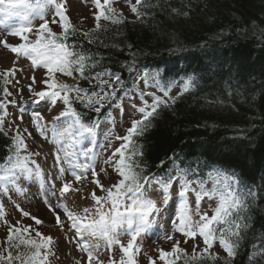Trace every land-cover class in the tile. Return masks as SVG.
Instances as JSON below:
<instances>
[{
    "label": "snow or ice",
    "instance_id": "1",
    "mask_svg": "<svg viewBox=\"0 0 264 264\" xmlns=\"http://www.w3.org/2000/svg\"><path fill=\"white\" fill-rule=\"evenodd\" d=\"M114 2L115 0H92L95 9L94 25L88 31L78 32L67 15V0H36V5L28 3V0H8L3 9L7 15H21L12 11L19 7L29 11L21 16L22 22L18 27L7 32V36L17 38L18 42L10 43L7 38L0 39V46L14 56V65L26 59L30 61L34 72L44 70V78L39 81L44 85L42 89L33 87L37 80L35 75L31 77L28 91L32 102L37 105L44 102L53 107L59 103L62 110L52 118L51 124L45 121L41 111L31 113V125L35 133L53 145L50 154L56 174L51 175L52 187L44 186V170L34 158L41 153L28 151L25 134L34 138L33 133L27 128L23 132L17 128L11 137L10 155L0 163V195H8L10 198L13 190L23 195L25 190L21 187L22 180L40 182L41 195L54 217V226L62 232L72 233L78 251L86 254V261L82 258L80 264H93V261L103 264L95 255L99 243H93L94 240L104 241L109 251L114 245H119L122 256L119 261L110 256L108 264H136L134 257L140 248L135 242L154 228L163 213H169L164 223H170L171 228L170 231H165L162 238L173 242L170 251L157 250L158 259L163 264H177L181 260L183 264H220L221 260L222 264H233L242 243L249 238L253 243L247 257L248 264H264V234L252 233L249 236L253 227L251 208L258 195L256 192L251 189L245 191L238 178L220 169H211L205 177L199 164L195 167L191 164L182 167L176 163L175 157L171 158L172 167L168 172L164 176H157L149 172L143 159V147L138 144L137 138L144 135L159 109L174 105L177 99L195 88L196 76L185 73L181 78L180 91L175 96L170 93L176 86V80L169 78L177 71L174 66H157L154 71L145 69L129 87L120 73L103 67L100 59L83 48H78L73 41L72 38L80 35L89 44L97 41L103 43L100 34H106L110 30L109 25L119 33L121 25L143 22L149 17L151 10L159 6L153 0H135V3L125 0L135 17V20L128 21L122 9L113 7ZM3 3L4 0H0V4ZM49 8L52 9L51 12ZM171 12L185 16L189 14L188 11L175 7L171 8ZM49 16L52 17L51 20ZM36 18L40 21L38 26L33 24ZM101 21L107 24H102ZM3 23L0 20V24ZM53 24L58 25L59 33L53 31ZM30 34L35 39H31ZM134 64L133 61L132 65L124 67L129 73H133L137 71ZM18 71H23V68L12 67L0 73V81L5 85L2 88L3 98L0 99V132L4 131L7 106H16L15 99H8L13 93L6 85L19 83L18 80L14 81ZM57 74L72 78L73 83L61 80ZM81 81H87L90 87L81 86ZM141 81L143 89L140 88ZM150 88H155L161 95L148 91ZM17 93L22 99V89H18ZM130 94H133V98L135 95L139 96L141 106L133 104L132 107L140 118L132 119L123 136H115V140L120 141L119 146L103 160L104 166L97 169L99 158L95 148L85 146L84 142L92 144L101 120L85 123L74 104L91 109L98 116L107 108L104 120L112 119L115 123L112 110L118 108L122 113L123 100ZM145 97H151V102ZM19 119L22 121L23 116ZM105 139L110 147L111 133ZM164 166V161L158 165L160 168ZM109 168L116 174V180L110 186H105L101 175L107 176ZM68 176L71 177L70 180L65 179ZM56 181H61L59 195L55 190ZM85 181L92 188L91 191L82 193ZM156 186H159L158 189ZM150 187L152 191L149 193ZM72 192L80 194L82 199L90 200L91 206L84 207L79 212L72 211L64 202L66 195ZM152 196L159 197L163 207L158 206L157 200L152 199ZM190 196L195 198V215L199 216L198 220L193 219ZM177 197L179 207L170 212L169 206L175 205ZM205 199L214 201L216 205L210 216L207 212L199 211L201 201ZM53 200L56 201L55 204L52 203ZM15 207L23 217H30L33 224L23 225L20 221L9 224L4 204L0 202V222L7 225L6 235L3 242H0V264H50V257L55 255L56 240L39 230L44 221L23 211L19 205ZM154 216L156 221L153 220ZM119 229H123L124 234L129 237L126 246L118 239L121 234ZM177 234L183 238L184 243L202 240L203 248L197 251L199 244H194L189 255L186 249L180 247L181 240L176 239ZM217 243L226 257L221 258L211 251ZM149 264H156V261L149 257Z\"/></svg>",
    "mask_w": 264,
    "mask_h": 264
},
{
    "label": "trees",
    "instance_id": "2",
    "mask_svg": "<svg viewBox=\"0 0 264 264\" xmlns=\"http://www.w3.org/2000/svg\"><path fill=\"white\" fill-rule=\"evenodd\" d=\"M153 3L159 6L143 22L125 23L119 33L109 25L110 30L100 34L103 43L89 44L80 35L72 39L78 48L100 59L103 67L120 73L129 87L138 72L154 71L157 66H174L177 71L169 78L176 81L185 73L196 76L195 88L174 105L159 109L137 138L143 159L157 176L172 167V157L182 167L199 164L205 177L213 168L235 176L241 188L258 194L252 202L249 236L264 234V0ZM173 7L189 14H174ZM125 17L135 20L133 15ZM133 61L137 71L129 73L124 65ZM64 78L73 83L72 78ZM80 83L90 87L87 81ZM4 86L0 81V99ZM74 107L85 123L104 122L108 112L105 108L98 116L78 103ZM5 132H0V163L10 155L13 134ZM161 161L163 168L158 167ZM252 243L251 238L242 243L233 264H248Z\"/></svg>",
    "mask_w": 264,
    "mask_h": 264
},
{
    "label": "rangeland",
    "instance_id": "3",
    "mask_svg": "<svg viewBox=\"0 0 264 264\" xmlns=\"http://www.w3.org/2000/svg\"><path fill=\"white\" fill-rule=\"evenodd\" d=\"M132 3H135V0H131ZM8 4V0H4L3 4H0V20H3L4 23L0 24V39L7 38L10 43L18 42L17 38L7 36V32L14 27H18L21 24V16L28 12V9L23 7H19L13 9V12H18L21 15H7L3 9ZM32 5H36V2ZM67 15L70 17L71 23L80 30H88L93 27V12L94 6L92 4V0H67ZM113 7L118 10L122 9L125 16L130 17L132 14L129 11L125 0H115ZM52 9L49 8V12ZM34 15V12L31 13ZM51 20V16L48 17ZM83 18V19H82ZM104 21H101V23ZM40 23L39 19L36 18L33 20L34 26H38ZM105 23V22H104ZM53 31L60 32V28L58 25H51ZM31 39H35L33 34H30ZM14 56L7 52V50L3 49L0 46V73H2L5 69L16 67L23 68V71H18L16 76L14 77V81L18 80L19 83L15 84L10 83L7 85L10 92L13 93L12 97H8V99H15L16 106L8 105L6 108L7 115L4 117V130L9 134H15L17 128L20 129L21 132L25 128L33 133L34 138H29L25 134L26 143L28 145L29 152H37L39 151L41 155L39 157H34L37 162L40 164L41 168L44 170V186L46 188L52 187L51 175L56 174V170L53 168V157L50 154L53 149V145L47 143L42 138L39 137L37 133H35L32 125H31V113L33 111H41L45 117V121L48 124H51L52 118L59 115V112L62 110V105L57 104V106L53 107L49 104L41 102L40 105L32 102L30 93L28 91V85L31 83V77L35 75L37 83L33 85L34 88L40 90L44 87V85L40 84L39 81L44 78L43 69L36 70L35 72L31 69L30 61L26 59L20 60L17 64H13ZM142 73L139 72L138 75ZM59 75V74H57ZM136 77L133 79V82L136 81ZM64 80H67L63 77ZM182 80L176 81V86L172 88L170 95L174 96L180 91V84ZM140 88L143 89V82H140ZM18 89H22V99L21 96L17 93ZM148 91L154 92L157 95H161L155 88H150ZM151 102V97H145ZM135 104L137 107L141 106V102L138 95H135L133 98V94H130L127 98L123 100V112L121 113L120 109H113L112 116L115 120V123L112 122V119L104 121L99 124L97 134L92 144L89 145L88 141H85V146H92L95 148V151L98 155L99 162L97 163V169L103 167V160L107 158L108 155L111 154L112 150L115 147H118L120 141L115 140V136H123L126 133V129L130 127L132 119H139L140 115L136 112L132 105ZM23 116V120L21 121L19 117ZM122 117V118H121ZM111 133V146L109 147L106 142V137ZM45 155H47V159H45ZM65 179L70 180L71 177L68 176ZM90 179V177H89ZM102 182L105 186H110L116 180V174L112 172L111 168L108 169V175H101ZM21 187L25 190L23 195H20L15 192V190L10 192V198L8 195H0V202L4 204L7 220L9 224H15L17 221H20L23 225H32L33 221L30 217H23L22 213L15 207V205H19L20 209L23 211L31 213L32 216L39 217L42 221H44L43 226L40 227V231L45 235H51L56 240V246L54 248L55 255L50 257V264H80L81 259L83 258L85 261L87 259L86 254L78 251L77 244L72 233H65L59 230L54 226V217L52 213L48 210L47 206L44 203L43 196L41 195V186L40 182L37 181H21ZM61 181L55 182V190L57 195H59V187ZM85 188L81 190V192L91 191L92 186L85 181ZM211 185L209 184V187ZM159 186H156L158 189ZM152 191L151 187L149 189V193ZM152 199L157 200L158 206L163 207L160 204V198L152 196ZM64 202L67 203L68 207L74 211L79 212L84 207H90L91 201L85 200L81 198L80 194L75 192L69 193L64 198ZM53 204L56 203L55 200L52 201ZM189 204L191 205L193 211V219L198 220L199 216L195 215L196 205L194 196H190ZM215 202H209L206 199L201 201L199 211L201 213L207 212L210 216L212 214V209L215 207ZM170 212L173 211L174 208L179 207V199L176 198V203L174 206L170 205ZM169 213H163L161 218H159L158 222L154 224V228L148 231L146 234L142 235L135 242L136 245L140 248V251L135 254L136 264H149V257L156 261V264H163L162 261L158 259V249H163L165 251H170L172 241H166L162 237L166 230L170 231L171 225L165 224L164 221L167 219ZM153 220L156 221L157 218L154 216ZM127 226H124L126 228ZM7 225L3 222H0V242H3V239L6 235ZM120 235L118 239L125 246L128 242V235L124 234L123 229H119ZM176 239L181 240L180 247L186 249L188 254L192 253L193 245L199 244L197 251L203 248L202 240L197 239L196 241L189 240L188 243L183 242V238L177 234ZM93 243H99V249L96 251L95 255L99 261H102L103 264H108L109 257L112 259L119 261L122 253L120 251L119 245H114L111 251L108 250L104 241H93ZM211 251L216 252L218 255H226L223 250L219 247L218 243L214 245ZM93 264H96V261H93Z\"/></svg>",
    "mask_w": 264,
    "mask_h": 264
}]
</instances>
